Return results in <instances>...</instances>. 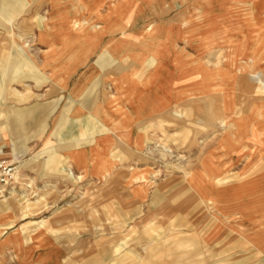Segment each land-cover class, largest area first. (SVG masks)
<instances>
[{
	"label": "crops",
	"instance_id": "0c3cea01",
	"mask_svg": "<svg viewBox=\"0 0 264 264\" xmlns=\"http://www.w3.org/2000/svg\"><path fill=\"white\" fill-rule=\"evenodd\" d=\"M29 1L0 0V29L9 31L10 46V52L0 53V77L27 83L41 97L20 105L22 122L14 112L6 123L11 135L20 125L22 139L30 131L38 145L42 140L58 148L33 150L34 168L42 157L39 170L68 169L98 185L109 177L112 197L127 199L121 205L131 215L148 213L156 217V227L173 228L165 244L152 245L150 257L137 254L142 260L264 264V153L254 151L263 162L258 180L228 183L218 181L244 169L233 163L219 168L211 139L209 151L196 153L188 174L157 173L153 160L158 139L178 134L182 120L201 122L210 131L218 117L235 116L214 104L223 92L216 86L228 94L238 91L234 84L230 90L227 66L222 64L225 72L213 76L211 52L220 44L210 38L234 40L241 29L252 30L242 23L240 10L257 21L253 28L264 29V4L198 11L177 9L180 0H166L171 9L156 12L144 11V0H45L43 11L26 15L32 10L26 8ZM19 14L24 15L10 28L11 18ZM6 16L7 23L1 20ZM194 17L208 19L198 23ZM224 47L237 54L238 41ZM232 75V80L239 77ZM170 123L175 127L169 128ZM241 127L237 138H244ZM39 230L46 239L41 246L45 254L34 264H60L63 247L48 237L49 231Z\"/></svg>",
	"mask_w": 264,
	"mask_h": 264
},
{
	"label": "rangeland",
	"instance_id": "374dc122",
	"mask_svg": "<svg viewBox=\"0 0 264 264\" xmlns=\"http://www.w3.org/2000/svg\"><path fill=\"white\" fill-rule=\"evenodd\" d=\"M44 4L45 0H34V3L30 0L26 8L30 5L32 10L26 15L31 12L39 14L46 8ZM256 4H264V0H180L176 2L175 7L199 11L225 6L251 7ZM142 7L144 11L158 12L171 9L172 4L166 0H144ZM239 14L243 15L240 17L242 23L249 24L252 30L238 31L239 40H227V36L221 35L210 38V42L220 44L211 52V55L215 56L211 61L213 76H220L227 66L230 90L234 84L238 91L234 95L233 92L228 94L220 85L216 86L225 94L221 93L215 98L214 104L216 109L223 112L230 110L233 112L231 115L235 116L218 117L217 125L210 131L201 127L200 121L199 125L195 121L182 120V116H179L183 121L179 127L182 130L174 136L163 135L162 139H158L153 158L156 172L181 170L188 174L196 163V153L209 151L208 141L211 139L216 145L219 168L229 167L233 163L235 169H244L240 173L225 176L227 178L218 181L219 183L259 179L258 172L262 171L263 162L256 152L264 153V29L253 28L257 21H252V18L250 20L247 12L240 10ZM23 15L12 17L11 23H8L10 28ZM193 19L201 23L208 18ZM1 20L7 23V16ZM219 20L225 23L222 18ZM205 24L208 25L207 22ZM220 30L223 32L224 28ZM229 30L236 34L233 27ZM258 30L261 31L257 38L252 36L253 32ZM16 33L15 28H12L10 35L14 37ZM8 37L9 31L0 29V53L10 52ZM237 41V54L230 51L229 47H224L227 43ZM232 72L239 75L237 80H232ZM255 74L259 77L255 78ZM12 79L10 76L0 77V154H4L8 160L16 161L17 166L16 180L0 189V264H34L39 256H43L45 253L42 252L41 246L46 239L39 229L49 231L48 237L63 247L60 264H152L151 259L142 260L139 256L150 257L152 245H156L158 241L165 244L166 232L172 231L173 228L156 227V217L150 218L148 213H142L141 216L131 215L130 211L121 205L127 199L112 197L115 189L114 184L109 182V177L98 185L92 179L76 175L68 169L60 170L61 173L55 166L49 172L46 169L39 170V165L44 164L41 155L40 159L36 156L37 168H34V159L31 157L33 150L58 148L54 145L46 147L42 140L38 145L36 138L30 139V131L25 139H22L24 133L20 125H16L14 135L10 134L11 127L8 128L6 123L13 118L14 112H18L16 115H19V121L23 120L20 105L28 104L31 98L41 99L29 91L27 83H12ZM200 104L201 101H198L197 105L201 106ZM198 115L202 117L203 113L199 112ZM223 120L225 126L221 125ZM240 126H243L244 138H237L239 130L242 129ZM168 127L173 128L175 125L170 123ZM20 142L24 144L18 148ZM53 165L57 166L54 162ZM47 167L49 169V166ZM255 205L259 206V203ZM34 249L36 250L33 251Z\"/></svg>",
	"mask_w": 264,
	"mask_h": 264
},
{
	"label": "built area",
	"instance_id": "2783aa9c",
	"mask_svg": "<svg viewBox=\"0 0 264 264\" xmlns=\"http://www.w3.org/2000/svg\"><path fill=\"white\" fill-rule=\"evenodd\" d=\"M0 156V188L11 184L16 180L17 166L16 162Z\"/></svg>",
	"mask_w": 264,
	"mask_h": 264
},
{
	"label": "bare ground",
	"instance_id": "6f19581e",
	"mask_svg": "<svg viewBox=\"0 0 264 264\" xmlns=\"http://www.w3.org/2000/svg\"><path fill=\"white\" fill-rule=\"evenodd\" d=\"M254 77H255V78H258L259 76H258V74H255ZM221 125H222V126H225L224 120L221 122ZM0 156L3 157V158L6 157V156H4V155H2V154H0ZM10 162H11V161H10ZM15 162H16V161H15ZM0 189H2V188H0Z\"/></svg>",
	"mask_w": 264,
	"mask_h": 264
}]
</instances>
